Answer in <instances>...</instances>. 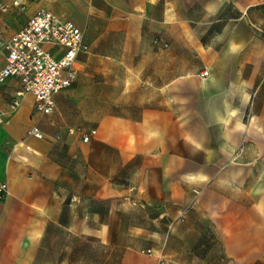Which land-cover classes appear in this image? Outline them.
Masks as SVG:
<instances>
[{
    "label": "crops",
    "instance_id": "obj_1",
    "mask_svg": "<svg viewBox=\"0 0 264 264\" xmlns=\"http://www.w3.org/2000/svg\"><path fill=\"white\" fill-rule=\"evenodd\" d=\"M1 1L0 41L45 9L89 51L51 114L30 93L12 106L19 77L0 83V264H73L39 252L57 234L107 232L101 210L88 220L104 206L145 214L119 264H264V0ZM72 103L96 107L94 127L63 121Z\"/></svg>",
    "mask_w": 264,
    "mask_h": 264
},
{
    "label": "built area",
    "instance_id": "obj_2",
    "mask_svg": "<svg viewBox=\"0 0 264 264\" xmlns=\"http://www.w3.org/2000/svg\"><path fill=\"white\" fill-rule=\"evenodd\" d=\"M15 4L20 5V1L16 0ZM8 8L0 0V9L6 11ZM155 44L167 45L160 38L155 39ZM0 47L6 52V64L0 70V83L12 76L19 77L21 81L12 106L19 107L21 96L30 93L36 99L35 111L46 115L55 109L54 96L76 81L79 56L89 51L83 31L72 20L45 9L33 14L19 32L1 40ZM49 47L62 51V54L56 56ZM201 75L207 77L208 70L204 69ZM70 132L74 133L75 130L71 129ZM28 134L37 139L45 138V133L37 124L31 126ZM79 134L84 142H89L97 131L79 130ZM9 194L8 183L0 181V199L7 198ZM142 252L154 253L150 248ZM158 258L157 264H168L164 255Z\"/></svg>",
    "mask_w": 264,
    "mask_h": 264
},
{
    "label": "rangeland",
    "instance_id": "obj_3",
    "mask_svg": "<svg viewBox=\"0 0 264 264\" xmlns=\"http://www.w3.org/2000/svg\"><path fill=\"white\" fill-rule=\"evenodd\" d=\"M127 108L114 107L116 112L122 109L126 111ZM95 109L94 106L83 107L79 103L68 104L63 110V121L79 129L94 127ZM109 110H112V107H109ZM44 118H40L41 125ZM94 210H101L102 218L98 219V222H103L108 229L107 232L100 235L86 234L81 237L74 234H57L52 245L42 249L38 257L47 260L71 254L73 264H119L130 239L126 233L129 222H143L145 214L139 208H132L128 212L115 211L108 206H104L103 209L93 208L89 209L88 218L89 224L93 226L96 224Z\"/></svg>",
    "mask_w": 264,
    "mask_h": 264
}]
</instances>
